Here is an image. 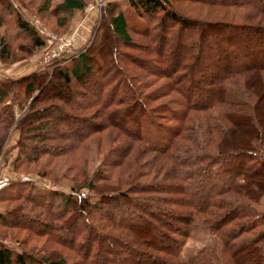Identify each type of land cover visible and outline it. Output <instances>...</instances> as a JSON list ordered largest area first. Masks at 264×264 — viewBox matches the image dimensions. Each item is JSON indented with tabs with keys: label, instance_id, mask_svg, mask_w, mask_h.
Wrapping results in <instances>:
<instances>
[{
	"label": "trees",
	"instance_id": "1",
	"mask_svg": "<svg viewBox=\"0 0 264 264\" xmlns=\"http://www.w3.org/2000/svg\"><path fill=\"white\" fill-rule=\"evenodd\" d=\"M179 1L205 10L188 16ZM50 2L40 0L37 12L51 13ZM126 2L142 29L108 2L105 24L69 66L57 60L49 72L0 80V146L27 102L15 91H36L15 121L13 169L45 157L53 168L37 175L58 182L54 169L62 178L73 173L67 193L31 180L0 187V202H17L2 208L0 226L23 231L27 241L43 238L39 250L0 241V264H264V210L257 207L264 197V0ZM84 5L61 0L52 10ZM9 36L26 40V54L43 44L13 1L0 0L3 61L12 55ZM115 39L127 50L118 51ZM157 79L165 82L143 94ZM226 87L239 96H227ZM170 92L150 108L164 121L154 115L143 132L150 101ZM91 144L104 150L87 173ZM82 186L97 199L80 196ZM204 235L214 242L181 260L185 239Z\"/></svg>",
	"mask_w": 264,
	"mask_h": 264
},
{
	"label": "rangeland",
	"instance_id": "2",
	"mask_svg": "<svg viewBox=\"0 0 264 264\" xmlns=\"http://www.w3.org/2000/svg\"><path fill=\"white\" fill-rule=\"evenodd\" d=\"M15 6V12L18 14L19 18L23 19L27 22V24L35 31V34L39 36L43 44L40 47L33 48L31 51L24 53L23 49L26 48L27 42L24 38H13L7 37L9 42L10 52L12 55L10 58L5 59V61L0 60V80L3 78H18L24 74H28L31 72H49L51 69V63L57 60H60L66 66L70 65V59L74 57L78 52L84 50V46L87 45L88 41L92 38L96 29L100 24H105V21L102 17L101 7L108 2H114L119 8L122 10L124 17L128 24L142 29L144 22L142 18L135 14V12L127 5V0H84L85 5L83 8L78 10H73L68 12L67 14L53 11L54 6L60 2L61 0H51L50 8L51 13L48 11L46 13L37 12L38 5L40 0H11ZM175 3H173L174 5ZM176 8L182 13L187 14L188 16H195L202 14L205 10V7H200L199 5H192L188 3H183V1H179L176 3ZM53 11V12H52ZM215 13V12H214ZM214 13L208 14V18H212ZM218 15V14H217ZM224 21H228L227 19H223ZM58 21H63L64 24L58 26ZM13 24V18L8 17L6 19V30H9ZM40 30H44V33H39ZM46 34V35H44ZM134 38V37H133ZM65 39L71 41V46L65 47V49H59L58 45L60 42H63ZM111 40V39H110ZM79 43V44H78ZM50 44V45H49ZM114 44L118 51H125L127 48L119 44L118 40L115 39ZM62 48V47H61ZM28 50V49H27ZM130 50V51H129ZM132 54H137L142 57L153 59L155 56L148 52L147 50L141 52L136 49H128ZM165 82L163 79L156 81H152L149 84L148 88L144 89L143 94H147L153 88L160 86ZM226 95L230 97H238V93L233 89L226 87ZM17 97H23L26 99L25 105L22 107L19 106L18 110H16L17 116L13 120V123L7 129V132L4 135L3 141L0 146V179L8 181L9 179H17L24 180L22 177L28 178L34 182L37 188L42 190H59L62 192H69L68 178L73 173L68 172L62 178L60 175L62 171H58L54 169V174L58 179V182H52L50 173L48 176L43 177L36 174L37 171H51L53 168L52 165H47L46 158H40L36 164H25L20 163L17 166V169H13L12 161L16 154L15 143L18 137V131L15 127V121L17 117L22 114L27 105L31 102L34 95H36V91L23 95V89L20 86L17 91H15ZM11 96V95H10ZM173 98V93L166 94L164 97L157 99L155 101H150L148 104L149 108L147 114L142 119V130L147 133L152 129V122L155 121L154 115L156 116L159 122H163L164 120L161 117H158L156 113L151 112L150 108L154 109V105L158 102H163L169 100V98ZM10 98V97H9ZM41 104V103H39ZM45 104V103H42ZM41 104V105H42ZM159 104V103H158ZM38 105V104H36ZM151 109V110H152ZM81 112H77L79 114ZM83 113V112H82ZM106 133V132H105ZM102 133V134H105ZM90 159L85 167V171L87 173H91L96 167L100 158H102L103 146L99 147L101 153H98L95 149V144L90 145ZM103 149V150H102ZM73 172V171H72ZM39 174V173H38ZM80 193L87 194L90 197V201H95L97 196L95 193L89 192L85 186L79 189ZM81 196V195H80ZM175 196V195H174ZM17 202H0V212L2 208L6 207L7 209H12V207ZM260 206H257L258 209L264 210V197L261 198ZM15 234V237L18 239H10L9 237H3L2 234ZM32 241L25 240V233L20 231L16 233L13 230L2 228L0 226V241L3 244L10 246L11 248L19 251V247L23 246L25 249H29L32 246H35L37 250L43 247V238H32ZM19 241H23L24 243L20 244ZM214 242V238L212 235H204L201 237H190L185 239L184 245L181 248L179 258L181 260H185L188 256H190L196 249H198L203 244H212ZM19 244V245H18ZM53 245V244H52ZM56 247V246H55ZM47 249V248H46ZM59 249V248H57ZM45 251V250H44ZM68 264L72 263V261H68ZM66 263V264H67Z\"/></svg>",
	"mask_w": 264,
	"mask_h": 264
},
{
	"label": "built area",
	"instance_id": "3",
	"mask_svg": "<svg viewBox=\"0 0 264 264\" xmlns=\"http://www.w3.org/2000/svg\"><path fill=\"white\" fill-rule=\"evenodd\" d=\"M39 33L43 34L44 33V30H40L39 29ZM46 35V34H44ZM71 41L70 40H67L65 39L63 42H60L59 45H58V48L61 50V49H65V47H68V46H71ZM62 47V48H61ZM22 179L24 180H28V178L26 177H22ZM5 184V180L3 179H0V187H2L3 185ZM80 195L82 196L83 193H80Z\"/></svg>",
	"mask_w": 264,
	"mask_h": 264
},
{
	"label": "crops",
	"instance_id": "4",
	"mask_svg": "<svg viewBox=\"0 0 264 264\" xmlns=\"http://www.w3.org/2000/svg\"><path fill=\"white\" fill-rule=\"evenodd\" d=\"M79 44V43H78ZM50 45V44H49Z\"/></svg>",
	"mask_w": 264,
	"mask_h": 264
}]
</instances>
